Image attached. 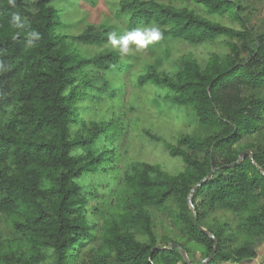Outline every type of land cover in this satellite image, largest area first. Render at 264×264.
Returning <instances> with one entry per match:
<instances>
[{
  "label": "trees",
  "instance_id": "16d2710c",
  "mask_svg": "<svg viewBox=\"0 0 264 264\" xmlns=\"http://www.w3.org/2000/svg\"><path fill=\"white\" fill-rule=\"evenodd\" d=\"M56 1L0 0V215L10 219L17 235L13 242L0 237V264H42L49 258L52 264H80L82 249L91 243L97 246L85 264H186L172 243L186 254L199 249L201 259L189 260L199 264L212 252L214 239L196 227L194 213L217 240L214 257L202 264L253 259L264 239V146L242 143L264 136V99L256 95L264 88V33L249 27L240 0L193 1L207 14L229 15L241 29L187 4L121 1L117 17L123 35L159 29V39L146 46L167 40L196 45L218 37L230 42L229 53L211 54L204 66L183 55L174 71L152 65L137 75L138 87H163L170 103L193 112L198 132L181 135L176 145L166 143L184 164L179 173L139 162L115 190L108 188L97 205L101 224L86 215L89 192L79 179L116 169L113 140L122 127L116 114L92 122L81 114L108 88L92 75L94 68L110 71L120 65V55L84 57L68 38L100 45L118 29L88 25L76 36L59 33ZM14 15L22 28L13 23ZM32 31L39 38L30 37ZM244 150L251 157L241 158ZM211 171L192 192L190 206L191 190ZM159 216L168 221L160 237Z\"/></svg>",
  "mask_w": 264,
  "mask_h": 264
},
{
  "label": "rangeland",
  "instance_id": "374dc122",
  "mask_svg": "<svg viewBox=\"0 0 264 264\" xmlns=\"http://www.w3.org/2000/svg\"><path fill=\"white\" fill-rule=\"evenodd\" d=\"M122 0H57L59 26L57 32L76 36L88 25L94 27L115 26L118 29L116 35L119 39L123 34V23L117 17ZM164 3H174L176 5L187 4L195 10L212 20L221 22L230 27L241 29L240 24L229 15L207 14L205 9L194 3L193 0H158ZM245 7L243 13L248 18L249 27L258 32L264 33V0H240ZM123 32V31H122ZM71 49H75L84 57H92L97 54H104L109 51H118L110 42L100 45L81 44L71 40ZM229 39L218 37L213 41L191 45L182 40H167L158 47L145 46L137 50L135 45H130L131 51L120 55V65L110 71H102L94 68L93 74L107 81L108 88L104 93V98L98 103L96 100L90 101V109L82 112L84 121H98L108 119L116 114L117 122L122 129L119 135L114 138V145L117 153L116 169L100 174H89L79 179L86 195V215L90 220H95L101 224V218L97 212V205L101 196L108 188L118 187L120 178L131 173L133 166L139 162L158 164L170 174H177L184 169V164L179 157L169 154L166 143L176 145L177 139L183 134H194L198 132L197 121L193 112L186 107L170 103L166 96L170 92L163 87L147 84L138 87L135 83L136 77L144 73L150 66L164 71H174L179 59L183 55H191L202 66H204L213 53L224 56L229 53ZM74 47V48H73ZM99 84V83H98ZM97 89L93 88L90 95H96ZM256 95L264 99V88ZM81 124L73 126L77 130ZM156 134L162 141H153L146 136L145 131ZM252 141L264 146V136H253L244 140ZM111 147V145L109 146ZM114 177V178H113ZM114 200V198H112ZM120 221V218L117 217ZM168 221L159 216L155 220V230L160 237L165 233ZM133 230L134 227H133ZM138 236L144 238L139 231ZM0 237L4 241L13 242L17 235L11 226V221L6 216L0 215ZM96 243H91L82 249L81 263L85 264L91 252L90 248H96ZM190 261L201 259V252L194 248L192 252L186 254ZM42 264H52L49 258ZM216 264H231L219 262ZM234 264H264V239L258 243L256 256L251 260H246Z\"/></svg>",
  "mask_w": 264,
  "mask_h": 264
},
{
  "label": "clouds",
  "instance_id": "9594fccd",
  "mask_svg": "<svg viewBox=\"0 0 264 264\" xmlns=\"http://www.w3.org/2000/svg\"><path fill=\"white\" fill-rule=\"evenodd\" d=\"M10 3H14V0H9ZM20 16H13V23L16 27L22 28L23 25L19 23ZM28 35L33 38H39V33L32 31ZM160 31L157 27H148L143 29H136L128 32L125 35L117 39L113 33L109 36L111 45L118 51L119 55L124 56L128 54L131 49L130 45H135L137 50L144 48L149 42L159 39Z\"/></svg>",
  "mask_w": 264,
  "mask_h": 264
},
{
  "label": "water",
  "instance_id": "95a60500",
  "mask_svg": "<svg viewBox=\"0 0 264 264\" xmlns=\"http://www.w3.org/2000/svg\"><path fill=\"white\" fill-rule=\"evenodd\" d=\"M246 154L249 155V156L251 157L250 150H244V151H242L241 154H240L241 158H243ZM259 170H260V172L263 173V170H262V169H259ZM212 173H213V172L211 171L209 174H207V176H205L203 179H201V180H200V181H199V182L193 187V189L191 190V192H190V194H189V196H188V199H187V200H188V203L190 204V206H192V192L194 191V189H195L197 186L203 184V183H204L209 177H211ZM194 222H195L196 227H197L201 232H203L204 234H206V235H208V236H210L211 238L214 239V244H213L212 252H211L210 255L208 256V258L202 260V262L199 263V264H202L203 262H209V261H211L212 258L214 257L215 252H216V248H217V240L214 238V236H213L210 232H208L206 229H204L203 227H201V226L199 225L195 213H194ZM173 247H177V248H178V250H179V252H180V254H181V256H182V258H183V260H184V262H185L186 264H191L190 261H189V259H188V257H187V255H186V253H185V251H184L179 245H177L176 243H172V244H171V248H173Z\"/></svg>",
  "mask_w": 264,
  "mask_h": 264
}]
</instances>
